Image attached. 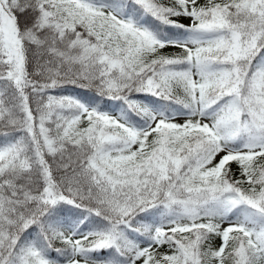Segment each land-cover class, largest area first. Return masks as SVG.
I'll use <instances>...</instances> for the list:
<instances>
[{
  "label": "snow or ice",
  "instance_id": "snow-or-ice-1",
  "mask_svg": "<svg viewBox=\"0 0 264 264\" xmlns=\"http://www.w3.org/2000/svg\"><path fill=\"white\" fill-rule=\"evenodd\" d=\"M0 264H264V0H0Z\"/></svg>",
  "mask_w": 264,
  "mask_h": 264
},
{
  "label": "rangeland",
  "instance_id": "rangeland-1",
  "mask_svg": "<svg viewBox=\"0 0 264 264\" xmlns=\"http://www.w3.org/2000/svg\"><path fill=\"white\" fill-rule=\"evenodd\" d=\"M182 22L183 23H185V24H189L190 23V21L189 20H187V19H183L182 20ZM166 52H175V51H178L177 49H173V48H169V49H166L165 50ZM113 115H116L114 112H113ZM178 122H183V118H178ZM236 166L235 165H233V168H235ZM224 226H227L226 224L224 225ZM219 243H220V241H219V239H216L215 240V244L216 245H219ZM162 251L164 250V249H161Z\"/></svg>",
  "mask_w": 264,
  "mask_h": 264
},
{
  "label": "trees",
  "instance_id": "trees-1",
  "mask_svg": "<svg viewBox=\"0 0 264 264\" xmlns=\"http://www.w3.org/2000/svg\"><path fill=\"white\" fill-rule=\"evenodd\" d=\"M71 91H72V89L70 88V89H69V92H71ZM81 94H82V93H81ZM138 98L143 99L142 96H141V97H138ZM104 107H105V110H109V111H111L112 108H113V104H112V103H109V102H106L105 105H104ZM114 113H115V114H118V109H117V111H114ZM180 118H182V117H180Z\"/></svg>",
  "mask_w": 264,
  "mask_h": 264
}]
</instances>
